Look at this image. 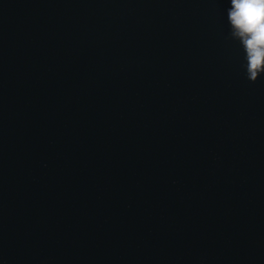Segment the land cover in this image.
Listing matches in <instances>:
<instances>
[{"label": "water", "instance_id": "95a60500", "mask_svg": "<svg viewBox=\"0 0 264 264\" xmlns=\"http://www.w3.org/2000/svg\"><path fill=\"white\" fill-rule=\"evenodd\" d=\"M228 0H0V264H264V75Z\"/></svg>", "mask_w": 264, "mask_h": 264}, {"label": "clouds", "instance_id": "9594fccd", "mask_svg": "<svg viewBox=\"0 0 264 264\" xmlns=\"http://www.w3.org/2000/svg\"><path fill=\"white\" fill-rule=\"evenodd\" d=\"M229 36L243 52L246 78L264 75V0H228Z\"/></svg>", "mask_w": 264, "mask_h": 264}]
</instances>
